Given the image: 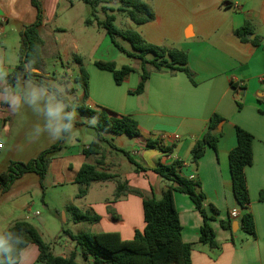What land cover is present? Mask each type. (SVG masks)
Instances as JSON below:
<instances>
[{
    "label": "crops",
    "instance_id": "1",
    "mask_svg": "<svg viewBox=\"0 0 264 264\" xmlns=\"http://www.w3.org/2000/svg\"><path fill=\"white\" fill-rule=\"evenodd\" d=\"M39 1L43 8L40 28L44 40L43 60L60 56L67 62L66 66L62 63L64 75L52 85L70 102V93L76 92L81 98L83 88L72 81L75 78L72 62L77 63L75 58L80 57L90 76L86 105L130 116L141 130L138 137L106 132L103 136L112 140L118 149L102 142L100 154L85 156L83 149L97 141V136L92 135L91 142L82 143L77 129L86 126L91 130L98 121H78L83 125H74L69 131L64 148L54 155L44 185H77L74 181L81 167L86 163L98 164L100 171L116 174L130 187L160 200L169 183L153 169L160 164L181 161L180 175L201 183L208 215H213L211 205L219 211L216 220L211 222L218 243V247L212 248L200 243L204 224L201 213L188 195L175 192L182 239L194 245L191 264H264V201L260 199L264 190V0H156L149 3L156 18L137 26V31L150 43L185 51L194 81L184 72H156L149 66L150 78L141 94L133 93L141 81V61L119 51L106 30L96 23L86 25L87 8L82 0ZM37 17L38 10L32 0H0V144L3 145L0 174L11 162H28L63 137V129L59 136L54 129L58 123H66V116L57 121L49 115V108L62 104L66 114V103L34 82L38 88L28 89L27 85L21 86L20 82L7 78L20 64L22 33ZM247 22L254 29L250 39L261 38V45L244 43L235 36V31ZM127 24L131 26L128 20ZM96 61L114 62L118 68L129 65L135 71L119 85L112 72L95 66ZM43 67L44 61L42 69L35 73L41 75ZM78 67L80 69V64ZM214 113L227 120L218 149L208 147L196 164L192 149L203 138ZM237 127L254 136V161L246 168V177L256 238L247 235L237 219L236 232L221 226V221H227L232 212H242L234 197L229 162V154L238 143ZM150 140L172 151L164 153L159 146L150 148L147 145ZM119 149L129 152L148 171H138ZM26 176L16 181L7 193H13ZM116 186V181L92 183L87 195L81 198L83 207L78 208L92 210L102 217L100 222L91 224L93 233L117 232L123 240H132L136 231L142 232L145 228L143 198L128 194L116 201ZM77 199V195L68 199L65 208L76 206ZM15 223H7L0 230V238ZM68 250L63 254L54 252L66 257L76 250L75 242ZM38 256V247L29 245L22 252L20 264H41ZM82 260L79 255L77 261L87 263Z\"/></svg>",
    "mask_w": 264,
    "mask_h": 264
},
{
    "label": "trees",
    "instance_id": "2",
    "mask_svg": "<svg viewBox=\"0 0 264 264\" xmlns=\"http://www.w3.org/2000/svg\"><path fill=\"white\" fill-rule=\"evenodd\" d=\"M92 8L91 16L86 19V25L96 23L100 28L106 30L114 46L130 58L141 61L142 74L138 88L133 92L141 94L144 92L151 72V66L156 72L169 71L171 74L184 72L191 81L194 75L188 67V54L177 48H169L156 45L147 41L143 35L135 29H124L116 26V12L127 15L136 26H142L155 20L156 14L153 7L145 0H82ZM38 10V17L35 23L25 27L22 33V46L20 48V64L14 72L7 76L16 81L29 80L49 91L53 96L66 103L68 113L72 112V102L65 97L55 86L44 81L34 70H41L43 66L42 48L44 40L40 33L43 25V8L39 0H32ZM117 3V7L111 6ZM104 14L101 18L98 13ZM254 29L250 23H245L235 31V36L242 42H251L255 46L261 45V38L255 37ZM124 42H128L131 48H126ZM151 56V57H149ZM76 62L80 64V73L75 78L76 83H80L84 94L78 101L77 109L83 116L97 118L96 129L97 141H93L88 147L83 149L85 156L100 154L102 152V142H108L113 148L118 149L112 140H107L103 134L127 135L138 137L141 133L138 122L127 115H120L106 108L92 109L86 105L89 98V73L83 65L80 57L76 56ZM95 66L101 70L113 73L117 84H122L126 78L135 71L134 67L125 65L118 68L114 62L96 61ZM238 89L239 86L233 83ZM239 108L242 104L239 103ZM226 119L214 113L208 124V128L201 140L196 142L192 149L193 162L198 163L204 156L208 147L218 149L222 128ZM66 123L68 120L66 118ZM74 125L83 123L73 120ZM69 131L63 132V137L51 146L42 151L36 158L28 162H11L5 172L0 174V189L3 193L9 192L13 185L27 174L35 173L39 176L43 185L49 167L54 159L55 153L64 148V143ZM237 146L229 154L230 171L233 183L234 197L241 209V214L237 220L240 222L242 230L252 238H256V223L254 215L250 210V193L246 177V168L254 161L253 143L254 136L241 127L236 128ZM148 147L159 146L158 141H148ZM161 151L168 153L172 151L170 147H160ZM128 160L136 166L138 171H148L131 154L119 149ZM182 162L175 160L170 165L160 164L153 169L163 180L168 182L167 189L163 197L158 200L154 195H146L139 189L132 188L127 182L121 181L119 176L109 172L100 171L98 164H84L77 174L74 183L80 185L78 198L87 195L92 183L116 181L115 200H119L128 194H135L143 198V210L145 228L136 231L132 240H123L117 232L74 233L69 229L64 230V234L76 244V250L70 255L63 257L57 255L50 243H47L38 229L27 220L17 221L2 236L6 241L4 249H0V264H20L22 252L29 245H36L39 249L37 261L41 264H191L193 244L185 243L182 239V224L175 205V192L186 194L195 204L201 213L204 224L201 228L200 243L209 245L212 248L218 247L216 232L211 222L219 215L218 209L211 205L213 215H208L204 208L205 195L201 191V183L194 178H187L180 175L179 170ZM261 201H264V190L260 194ZM68 211L72 213L75 223L96 224L102 217L92 210H82L75 206H68ZM112 212V209L109 208ZM112 216H117L112 213ZM236 221L230 215L227 221H221L222 228L233 230V223ZM78 250V251H77ZM81 256L84 262L77 261Z\"/></svg>",
    "mask_w": 264,
    "mask_h": 264
},
{
    "label": "rangeland",
    "instance_id": "3",
    "mask_svg": "<svg viewBox=\"0 0 264 264\" xmlns=\"http://www.w3.org/2000/svg\"><path fill=\"white\" fill-rule=\"evenodd\" d=\"M146 2L153 4L156 0H145ZM87 8V17L91 16L92 8L89 5H85ZM111 6L117 7V3H113ZM98 15L104 18V14L99 11ZM116 26L124 29H135L137 26L133 24L130 18L123 14L117 13ZM131 26L126 25V22ZM126 46L131 48L130 43L124 42ZM22 46V39L20 48ZM20 50V49H19ZM151 57V56H149ZM43 73L41 78L47 83L51 84L54 80L60 79L64 75V68L62 63L67 65V62L61 60L60 56L45 57L44 58ZM73 73L75 78L79 75L80 69L77 63H73ZM68 72V70L66 71ZM75 78L72 81L75 82ZM21 86L27 85L28 89L38 88L32 81L22 80L19 81ZM77 85V83H76ZM79 87L81 86L78 83ZM70 87V85H68ZM82 87V86H81ZM72 88V87H71ZM78 89V88H77ZM73 93V90H69ZM70 100L72 102V112L75 113V121L88 120L97 121L95 117H85L81 115L77 109L78 101L81 98L78 97L75 92L73 95L70 93ZM79 131L80 139L82 143L91 142L90 136L96 137L98 135L96 129L91 130L83 126L77 129ZM127 136V135H126ZM83 147V145H80ZM80 185H65L51 186L41 185L39 176L35 173L27 174L26 178L19 183V186L13 193H3L0 189V230L2 231L7 223H15L20 220H29L38 229L43 239L50 243L57 254L68 253L69 246L73 242L64 234L65 229H69L74 233L92 232L93 227L89 223H75L72 217V213L65 208L68 199L75 197L78 194ZM81 198L76 200L75 207H83ZM39 213V214H37ZM68 244V245H67ZM82 258V257H81ZM83 261V260H82Z\"/></svg>",
    "mask_w": 264,
    "mask_h": 264
},
{
    "label": "clouds",
    "instance_id": "4",
    "mask_svg": "<svg viewBox=\"0 0 264 264\" xmlns=\"http://www.w3.org/2000/svg\"><path fill=\"white\" fill-rule=\"evenodd\" d=\"M49 115L56 118L57 121H62L65 116L68 120V123H58L54 129V132L59 136L61 130L72 131L74 128L73 120L75 117L74 112L64 113V106L62 104H57L49 108ZM73 133V132H72ZM6 246V241L3 238H0V249H4Z\"/></svg>",
    "mask_w": 264,
    "mask_h": 264
},
{
    "label": "built area",
    "instance_id": "5",
    "mask_svg": "<svg viewBox=\"0 0 264 264\" xmlns=\"http://www.w3.org/2000/svg\"><path fill=\"white\" fill-rule=\"evenodd\" d=\"M3 147V145L2 144H0V149ZM37 214H39V213H37ZM231 217L233 218V219H237V218H239V216H240V214L238 213V212H232L231 214Z\"/></svg>",
    "mask_w": 264,
    "mask_h": 264
},
{
    "label": "water",
    "instance_id": "6",
    "mask_svg": "<svg viewBox=\"0 0 264 264\" xmlns=\"http://www.w3.org/2000/svg\"><path fill=\"white\" fill-rule=\"evenodd\" d=\"M35 72H38L39 70H34ZM239 229V222L235 221L233 223V231L236 232Z\"/></svg>",
    "mask_w": 264,
    "mask_h": 264
}]
</instances>
